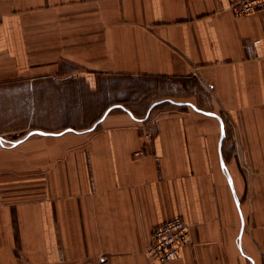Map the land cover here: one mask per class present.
Listing matches in <instances>:
<instances>
[{
  "label": "crops",
  "instance_id": "1",
  "mask_svg": "<svg viewBox=\"0 0 264 264\" xmlns=\"http://www.w3.org/2000/svg\"><path fill=\"white\" fill-rule=\"evenodd\" d=\"M0 264H264V9L0 0Z\"/></svg>",
  "mask_w": 264,
  "mask_h": 264
},
{
  "label": "built area",
  "instance_id": "2",
  "mask_svg": "<svg viewBox=\"0 0 264 264\" xmlns=\"http://www.w3.org/2000/svg\"><path fill=\"white\" fill-rule=\"evenodd\" d=\"M227 1L229 9L237 16L249 15L264 9V0ZM189 242H191L190 224L183 217L176 216L154 229L148 255L153 260L169 262L178 258L181 249Z\"/></svg>",
  "mask_w": 264,
  "mask_h": 264
}]
</instances>
